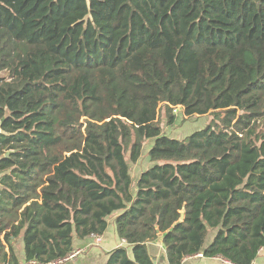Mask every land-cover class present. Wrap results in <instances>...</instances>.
Returning <instances> with one entry per match:
<instances>
[{
    "label": "trees",
    "instance_id": "obj_1",
    "mask_svg": "<svg viewBox=\"0 0 264 264\" xmlns=\"http://www.w3.org/2000/svg\"><path fill=\"white\" fill-rule=\"evenodd\" d=\"M178 107L212 120L173 138ZM0 123L1 264L19 240L65 258L115 215L132 257L105 264L264 248V0H0Z\"/></svg>",
    "mask_w": 264,
    "mask_h": 264
},
{
    "label": "crops",
    "instance_id": "obj_2",
    "mask_svg": "<svg viewBox=\"0 0 264 264\" xmlns=\"http://www.w3.org/2000/svg\"><path fill=\"white\" fill-rule=\"evenodd\" d=\"M142 162V163H141ZM152 166L151 162L139 161L132 169L133 172V184L137 182L141 173ZM116 215L108 221V229L103 236L92 237L84 240H76L74 242L75 251H81V254L69 261L66 264H105L108 259V254L117 247H128L127 243L121 240L118 236L115 226ZM16 254L21 264L25 262V249L23 240H19L15 244ZM8 250V249H7ZM149 250L152 254L156 264H167L166 251L161 241H155L149 244ZM128 254L132 257V249L128 247ZM1 264V263H0ZM183 264H226L220 257L205 258L198 255L188 257L184 260ZM254 264H264V248L260 253L259 258Z\"/></svg>",
    "mask_w": 264,
    "mask_h": 264
},
{
    "label": "rangeland",
    "instance_id": "obj_3",
    "mask_svg": "<svg viewBox=\"0 0 264 264\" xmlns=\"http://www.w3.org/2000/svg\"><path fill=\"white\" fill-rule=\"evenodd\" d=\"M164 115L162 116L163 117L162 127L164 129L165 134L177 139H185L186 137L192 135L193 133L205 129L209 124V122L212 120L211 117L209 116H194L188 118L178 113L177 114L178 120L176 124L174 126H167ZM144 160H146V158ZM221 260H223V262H225L226 264H231L230 262L226 261L223 258H221Z\"/></svg>",
    "mask_w": 264,
    "mask_h": 264
},
{
    "label": "built area",
    "instance_id": "obj_4",
    "mask_svg": "<svg viewBox=\"0 0 264 264\" xmlns=\"http://www.w3.org/2000/svg\"><path fill=\"white\" fill-rule=\"evenodd\" d=\"M180 110H181V108L178 107V108H176L174 110V113L178 114ZM80 254H81V251H74L71 254H69L67 257L62 258V259L61 258L60 259H55V260L50 261V262H41V261H38V260H29V261H26L23 264H66L68 261L73 260L74 258L79 256ZM198 256L202 257L201 254H198Z\"/></svg>",
    "mask_w": 264,
    "mask_h": 264
},
{
    "label": "water",
    "instance_id": "obj_5",
    "mask_svg": "<svg viewBox=\"0 0 264 264\" xmlns=\"http://www.w3.org/2000/svg\"><path fill=\"white\" fill-rule=\"evenodd\" d=\"M2 132V129H1V123H0V133ZM181 220H184V214L181 216ZM154 261H156V259L154 258L153 259Z\"/></svg>",
    "mask_w": 264,
    "mask_h": 264
}]
</instances>
